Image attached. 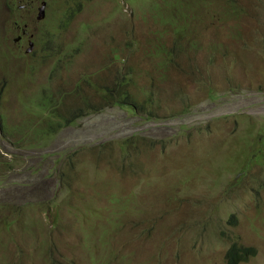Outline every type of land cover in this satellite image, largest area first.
<instances>
[{"label": "rangeland", "instance_id": "374dc122", "mask_svg": "<svg viewBox=\"0 0 264 264\" xmlns=\"http://www.w3.org/2000/svg\"><path fill=\"white\" fill-rule=\"evenodd\" d=\"M199 1L0 0V264H264V0Z\"/></svg>", "mask_w": 264, "mask_h": 264}, {"label": "clouds", "instance_id": "9594fccd", "mask_svg": "<svg viewBox=\"0 0 264 264\" xmlns=\"http://www.w3.org/2000/svg\"><path fill=\"white\" fill-rule=\"evenodd\" d=\"M39 8V7H38ZM45 9H46V6H45ZM38 10V9H37ZM45 12H46V10H45ZM46 16V15H45ZM45 16L42 18V19H40V20H38L37 22H41V21H43V19H45ZM20 36V35H19ZM17 37V36H16ZM16 37H14V38H16ZM14 38H13V40H14ZM31 41V40H30ZM33 42V41H32ZM29 46V45H28ZM28 48V47H27ZM33 50V48L30 50V51H26V54H28L29 53V55L31 54V53H33V52H31ZM25 52V51H24ZM31 52V53H30ZM2 120H3V118H2ZM4 120L6 121V122H9V126H11V125H15L16 126V124L14 123V121H13V118H12V116L10 117V120H9V116L8 115H6L5 117H4ZM2 123H3V121H1V117H0V126L2 125ZM0 130L1 131H3V129L0 127ZM9 132H11V131H9ZM0 140H3V138H2V133H0ZM23 146H25V145H23ZM26 147V146H25ZM22 147H20L19 146V144H16V143H11V142H9V144L6 142V144L5 145H1L0 144V167H1V165L2 164H7L8 162H9V160L12 158V157H14L15 156V154H17L18 153V151L21 149ZM27 148V147H26ZM28 150H32V148H30V147H28ZM2 183L0 182V190L1 189H3L4 191H5V193L7 194V193H9L10 192V190L11 189H14L15 187H17L18 186V184H19V179H17V180H15L14 179V177L12 176V175H8V173L7 172H4V174H2ZM240 178H241V176L239 177V180H240ZM7 181H10L11 182V184H10V187L7 189V190H5L4 189V185H5V183L7 182ZM2 184V185H1Z\"/></svg>", "mask_w": 264, "mask_h": 264}, {"label": "flooded vegetation", "instance_id": "af4514ba", "mask_svg": "<svg viewBox=\"0 0 264 264\" xmlns=\"http://www.w3.org/2000/svg\"><path fill=\"white\" fill-rule=\"evenodd\" d=\"M20 1H25V0H20ZM42 1H44V0H40L39 4H41ZM48 3H49V0H46V9H45L46 12H45V15H46L47 10H48V8L50 6ZM12 4L13 3L11 1L7 2V6L9 8V11L15 10L18 7V5L16 3L14 5H12ZM26 4L27 3L23 4V10L27 11V13L31 12L33 10V4H30L29 6H27ZM71 17L72 16H70V14H66V15L63 16L64 19H70ZM25 19H27V18L25 16H23V15H22V18L13 16L12 18H10V23L13 24L14 29L17 31V35L16 36L20 35L19 39H17L16 41L13 40V42H14L15 46L18 48V50H20L22 48V45H23L22 41L29 36V39L27 41V46L24 49V51L26 53V49H27V47L29 45V41L30 40L33 41V50L31 52H33L35 50V45L37 43L38 37L35 36V40H34L33 39V33H28V24H27ZM14 54H15V52H14Z\"/></svg>", "mask_w": 264, "mask_h": 264}, {"label": "trees", "instance_id": "16d2710c", "mask_svg": "<svg viewBox=\"0 0 264 264\" xmlns=\"http://www.w3.org/2000/svg\"><path fill=\"white\" fill-rule=\"evenodd\" d=\"M199 1V0H198ZM197 2V0H196ZM202 3V1H199ZM184 37L180 39H175L176 44L182 40ZM155 54H161L162 58L170 57V53L168 51H164V47L162 45H157L156 49H154ZM167 61V60H166ZM249 248L248 247H240L237 246L236 243H232L227 250L226 257H227V264H238L239 260L248 254Z\"/></svg>", "mask_w": 264, "mask_h": 264}, {"label": "water", "instance_id": "95a60500", "mask_svg": "<svg viewBox=\"0 0 264 264\" xmlns=\"http://www.w3.org/2000/svg\"><path fill=\"white\" fill-rule=\"evenodd\" d=\"M45 6H46V0L42 1L38 10H37V15H36V19L37 21L42 19L45 16ZM20 36H17L16 38H14V41H16L17 39H19ZM33 48V42L29 41V46L26 49V51H30Z\"/></svg>", "mask_w": 264, "mask_h": 264}]
</instances>
